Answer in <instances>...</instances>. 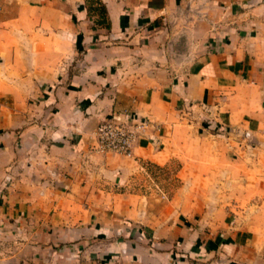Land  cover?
<instances>
[{
	"label": "crops",
	"instance_id": "obj_1",
	"mask_svg": "<svg viewBox=\"0 0 264 264\" xmlns=\"http://www.w3.org/2000/svg\"><path fill=\"white\" fill-rule=\"evenodd\" d=\"M218 127L264 133V0H0V264H168L191 207L121 187Z\"/></svg>",
	"mask_w": 264,
	"mask_h": 264
},
{
	"label": "rangeland",
	"instance_id": "obj_2",
	"mask_svg": "<svg viewBox=\"0 0 264 264\" xmlns=\"http://www.w3.org/2000/svg\"><path fill=\"white\" fill-rule=\"evenodd\" d=\"M218 132L188 140L163 166L144 163L121 187L162 199L176 193L177 209L191 207L176 216L187 230L160 240L168 264H264V133ZM208 222L216 227L204 229Z\"/></svg>",
	"mask_w": 264,
	"mask_h": 264
},
{
	"label": "built area",
	"instance_id": "obj_3",
	"mask_svg": "<svg viewBox=\"0 0 264 264\" xmlns=\"http://www.w3.org/2000/svg\"><path fill=\"white\" fill-rule=\"evenodd\" d=\"M146 124L144 120L134 118L129 113H125L124 119H104L94 129L91 150L130 156L133 142Z\"/></svg>",
	"mask_w": 264,
	"mask_h": 264
},
{
	"label": "trees",
	"instance_id": "obj_4",
	"mask_svg": "<svg viewBox=\"0 0 264 264\" xmlns=\"http://www.w3.org/2000/svg\"><path fill=\"white\" fill-rule=\"evenodd\" d=\"M89 1V0H88ZM90 10V9H88ZM94 10L103 18L105 15V10L103 8V5L101 3H98L96 7H94Z\"/></svg>",
	"mask_w": 264,
	"mask_h": 264
}]
</instances>
